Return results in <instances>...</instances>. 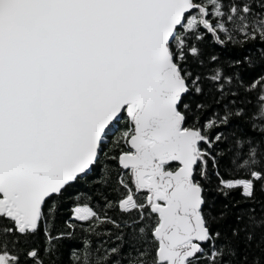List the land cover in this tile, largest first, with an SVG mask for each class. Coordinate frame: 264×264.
<instances>
[{
    "label": "snow or ice",
    "instance_id": "snow-or-ice-1",
    "mask_svg": "<svg viewBox=\"0 0 264 264\" xmlns=\"http://www.w3.org/2000/svg\"><path fill=\"white\" fill-rule=\"evenodd\" d=\"M77 230L70 264H264V0H0V264Z\"/></svg>",
    "mask_w": 264,
    "mask_h": 264
},
{
    "label": "trees",
    "instance_id": "trees-1",
    "mask_svg": "<svg viewBox=\"0 0 264 264\" xmlns=\"http://www.w3.org/2000/svg\"><path fill=\"white\" fill-rule=\"evenodd\" d=\"M219 51V50H218ZM240 53L229 51H224L223 56L227 57L229 55L235 56L239 55ZM126 126V118L122 119L117 127L113 130L115 134H119V131H122ZM74 192H87L88 188L84 183H80L76 189H73ZM236 199H239V195L236 194ZM226 201H224L223 197L217 198L218 204H223ZM69 215V212L67 209L65 210L64 217H67ZM115 215V213H113ZM63 224V218L61 220V225ZM87 238L86 235L79 230L74 234L73 239L70 241H64L62 242L60 246V254H58L56 257H54L55 264H70L71 262V252L73 249H79L80 242ZM37 243L42 244L43 243V237L37 238Z\"/></svg>",
    "mask_w": 264,
    "mask_h": 264
}]
</instances>
